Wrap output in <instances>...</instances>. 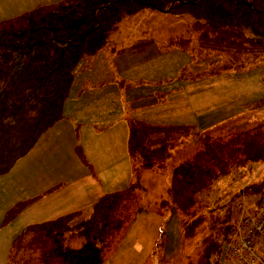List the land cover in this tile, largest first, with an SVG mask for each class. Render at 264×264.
<instances>
[{"label":"trees","instance_id":"16d2710c","mask_svg":"<svg viewBox=\"0 0 264 264\" xmlns=\"http://www.w3.org/2000/svg\"><path fill=\"white\" fill-rule=\"evenodd\" d=\"M149 8L192 17L186 32L170 37L162 47L190 51L195 37L201 51L197 62L211 60L216 66L207 75L250 69L264 62V0H61L2 20L0 176L64 118V103L82 59L97 55L123 18ZM145 46L133 47L142 50ZM185 74L181 77L205 75ZM250 107H264V96ZM193 132L201 146L175 166L160 204L165 211L180 212L184 243L191 246V252L177 264H219L214 258L221 254L236 224L235 205L216 203L205 212L208 206L198 193L232 168L251 169L264 162V119L225 136L199 135L190 125L160 126L130 119L127 148L134 174L164 171L176 139ZM137 188V183H131L105 193L88 216L76 211L28 225L11 242L8 264H103L105 253L116 248L117 238L134 219ZM263 194L264 181H259L244 186L237 196L260 198ZM41 196L17 202L2 224Z\"/></svg>","mask_w":264,"mask_h":264},{"label":"rangeland","instance_id":"374dc122","mask_svg":"<svg viewBox=\"0 0 264 264\" xmlns=\"http://www.w3.org/2000/svg\"><path fill=\"white\" fill-rule=\"evenodd\" d=\"M58 1L0 0V21ZM192 21L189 15L141 10L123 18L99 53L78 64L64 118L0 176V264H8L11 242L27 225L76 211L88 215L105 193L131 183L138 184L133 222L117 238L116 248L105 253L103 264H177L191 252L184 243L180 212L165 211L160 200L167 195L175 166L200 148L197 135L176 139L164 171H142L134 178L127 148L130 119L191 125L215 136L249 129L256 119H264V107H250L264 96V62L207 75L216 66L211 60L197 62L201 51L195 37L190 51L162 47L170 37L185 33ZM144 43L142 50L133 47ZM183 73L205 75L188 79L181 77ZM259 181H264V162L251 169L232 168L198 193V199L207 204L205 212L216 203L233 204L238 218L244 208L236 207L242 199L237 193ZM38 195L42 196L2 224L12 206ZM249 199L242 200L246 208L254 202ZM214 259L233 264L225 245Z\"/></svg>","mask_w":264,"mask_h":264},{"label":"built area","instance_id":"2783aa9c","mask_svg":"<svg viewBox=\"0 0 264 264\" xmlns=\"http://www.w3.org/2000/svg\"><path fill=\"white\" fill-rule=\"evenodd\" d=\"M254 238L264 240V198L257 209L250 212L239 227L229 234L230 253L239 263L261 262L252 245Z\"/></svg>","mask_w":264,"mask_h":264},{"label":"water","instance_id":"95a60500","mask_svg":"<svg viewBox=\"0 0 264 264\" xmlns=\"http://www.w3.org/2000/svg\"><path fill=\"white\" fill-rule=\"evenodd\" d=\"M164 12H169V10H165Z\"/></svg>","mask_w":264,"mask_h":264}]
</instances>
